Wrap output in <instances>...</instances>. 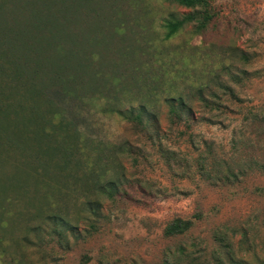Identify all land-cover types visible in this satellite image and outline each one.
<instances>
[{
  "label": "rangeland",
  "instance_id": "374dc122",
  "mask_svg": "<svg viewBox=\"0 0 264 264\" xmlns=\"http://www.w3.org/2000/svg\"><path fill=\"white\" fill-rule=\"evenodd\" d=\"M27 1L0 0V20H15L29 13L25 4L38 3ZM64 1L77 14L64 23H82L84 38L91 24L97 28V40H82L73 51L80 54L70 57L80 61L83 55L94 75L84 77L76 97L46 91L75 128L77 143L89 147L85 152L95 157L101 181L113 178L119 186L109 196L52 182L65 189L64 200L50 194L36 204L50 211L61 205L75 218L79 235L68 234V248L47 230L39 242L30 230L40 219L36 204L8 190L0 202V264H163L179 246L193 256L190 264H216L226 259L215 236L220 232L237 256L264 258V170L258 166L264 163V0H211L214 17L199 34L193 23L169 31V22L191 10L174 0ZM9 99L14 102V94ZM180 100L185 105L178 106ZM142 105L155 119L143 114L147 121L140 125L129 117ZM35 106L26 112L12 103L5 110L31 118ZM3 155L0 177L17 171L23 160L11 150ZM201 156L206 168L215 160L220 173L232 171L237 178H208L200 170ZM89 166L90 157L83 174ZM85 195L102 202L92 228L78 208ZM176 217L192 226L165 236ZM24 236L33 241H22Z\"/></svg>",
  "mask_w": 264,
  "mask_h": 264
},
{
  "label": "trees",
  "instance_id": "16d2710c",
  "mask_svg": "<svg viewBox=\"0 0 264 264\" xmlns=\"http://www.w3.org/2000/svg\"><path fill=\"white\" fill-rule=\"evenodd\" d=\"M29 1L27 2L32 3ZM36 1L38 2L36 7L25 4L22 8L23 10L29 8V13L26 14L24 11L15 20H5L3 17L0 20V113H4V116L0 117V163L4 162L3 151L6 150L16 152L23 158L17 171L0 177V202H4L8 190L26 197V202H33V205L44 200L46 202L50 194H55L58 200H64L65 189L54 186L64 182L74 189H87L94 194L105 192L111 196L117 191L119 182L113 178L108 179L106 184L101 181V172L95 167V157L93 156L92 159L91 153L85 152L86 147H89L86 143L82 145L77 143L80 140L75 128L70 126V121L62 118V107L46 91L49 88H57L71 97L80 95L84 86V77L87 75L88 78L92 77L94 71L87 69L89 63L83 61V55L80 61L70 57L80 54V51L77 54L73 51L82 46V40L91 44L97 40L94 38L97 28L91 24L87 30L89 35L84 38L85 30L82 23L77 28L76 19L64 23L69 14V17H77L76 12L68 11L66 6L68 3L64 0ZM174 1L191 10L181 19L167 24L170 32L177 30L183 24L193 23L195 32L202 33L214 17L211 0ZM7 91L11 95L14 94V102L9 99L11 95L5 94ZM2 93L5 95L3 96ZM24 94H27L26 97ZM20 95L21 97H18ZM168 100L172 102L175 98ZM12 103L15 109L26 112H29L32 104L35 103L37 112L31 118H15L10 113L6 114L5 110ZM177 105L181 106L185 103L180 100ZM170 106V110L178 115L176 106L173 103ZM143 114L148 115L147 120L155 119V114L149 112L144 105L139 106L137 112L131 111L129 118L142 125L147 121H144ZM260 116L263 115L259 114L258 117ZM54 117L55 121H53ZM46 125L50 130H46ZM88 157H90V166L85 175L83 173L86 170L81 171V166L87 162ZM205 162L206 158L201 156L200 170L208 178L213 177L227 182L231 176L237 178V174L232 171L226 174L220 173L215 167L217 165L215 160L211 162V168H206ZM254 162L258 163L255 160L252 163ZM258 166L264 170V163ZM239 171L243 174L245 170L241 168ZM80 174L83 176L81 177ZM101 206L100 199L88 195H85L79 204V210L87 213L82 218L89 221L88 226L91 228L100 218ZM64 210L61 205H57L51 211L42 204L35 205L34 214L40 219L30 230L39 242L44 241L41 236L44 230H47L45 233L50 235L51 240L67 248L70 245L68 234L77 238L79 233L76 234L75 230L78 229V224L75 218L70 217ZM8 220L13 221V218ZM191 223V220L176 217L165 226L163 233L168 237L182 234L190 229ZM242 235L245 237L246 233ZM215 236L226 258L217 259L216 264H264L263 257H257L251 262L237 256L233 242L229 240L227 234L220 232ZM22 241L31 243L33 239L24 236ZM192 260L194 258L190 252L179 246L174 259L167 258L163 264H190Z\"/></svg>",
  "mask_w": 264,
  "mask_h": 264
}]
</instances>
